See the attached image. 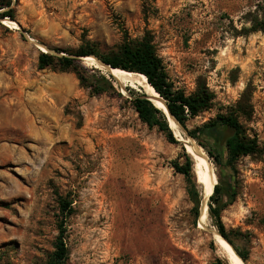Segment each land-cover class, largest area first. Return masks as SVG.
Segmentation results:
<instances>
[{
  "label": "rangeland",
  "instance_id": "obj_1",
  "mask_svg": "<svg viewBox=\"0 0 264 264\" xmlns=\"http://www.w3.org/2000/svg\"><path fill=\"white\" fill-rule=\"evenodd\" d=\"M259 1L14 0L15 19H0V264H49L61 198L73 207L66 264H229L208 206L216 183L224 201L234 199L222 219L243 261L264 264V33H238ZM146 35L176 88L190 93L202 78L215 94L188 129L246 92L250 115L240 120L261 152L231 168L169 120L178 140L170 142L132 105L130 91L145 92L140 80L121 83L96 56L80 63L112 81L113 91L93 94L56 58L39 65L42 52L64 55L56 49L90 41L107 53ZM187 144L201 146L210 162L205 183L194 168L198 220L186 177L172 165L191 155Z\"/></svg>",
  "mask_w": 264,
  "mask_h": 264
},
{
  "label": "trees",
  "instance_id": "obj_2",
  "mask_svg": "<svg viewBox=\"0 0 264 264\" xmlns=\"http://www.w3.org/2000/svg\"><path fill=\"white\" fill-rule=\"evenodd\" d=\"M13 2L14 0H0V19H15L14 10L11 7ZM242 18L249 25H243L238 30L239 34L257 31L264 33V1H259ZM56 51H62L65 54L58 55L49 52H42L40 54V68H47L53 65V59L56 58L59 60L62 70L74 71L81 84L89 87L92 93L96 95L113 91L115 88L114 84L102 74L89 73L88 69L80 63L83 57L96 56L102 62L114 68L144 75L166 101L176 123L186 130L220 164L225 162L226 165L234 168L239 157L257 154L262 151L257 137L251 136L240 120L241 116L245 115L248 117L250 115L249 97L246 96V92L237 104L231 106L228 111L219 112L214 118L209 119L202 125L191 130L188 129L187 122L189 119L213 107L215 94L210 89L206 80L202 78L197 80L195 90L190 93L176 88L169 77L162 57L156 50L153 38L150 36L146 35L142 39L124 41L116 49L107 53L101 52L97 44L90 41L82 43L75 49H56ZM130 92L132 93V105L138 112L141 121L150 127H157L158 130L166 135L170 142L178 143L170 121L164 111L156 107L145 92L134 93L132 90ZM172 165L176 171L184 174L186 177L188 195L194 203L193 210L198 220L202 213V191L196 181L194 160L191 155L185 153L184 163L174 160L172 161ZM207 176L209 179H212L211 175L208 174ZM223 191L221 184L216 183L213 194L210 196L208 202L210 215L219 233L234 247L230 245L234 250L231 249L234 254L237 255L235 253L237 251L246 262L248 258L247 254L236 246L222 219L223 210L234 202L233 197L224 201ZM227 194L229 195L230 192ZM59 203L62 214L59 224L60 233L57 238L55 251L50 255L49 264H66L68 258V248L64 238L65 223L68 216L73 213V207L72 201L68 199L61 198ZM243 260L240 259L241 264H245Z\"/></svg>",
  "mask_w": 264,
  "mask_h": 264
},
{
  "label": "bare ground",
  "instance_id": "obj_3",
  "mask_svg": "<svg viewBox=\"0 0 264 264\" xmlns=\"http://www.w3.org/2000/svg\"><path fill=\"white\" fill-rule=\"evenodd\" d=\"M5 22H8L10 25H14V26H16L15 25V22H11V21H9V20H5ZM87 58V60H95L94 58H92L91 56H88V57H86ZM107 68H109V67H107ZM110 69V68H109ZM108 69V70H109ZM112 72H113V74H114V76L117 78V80H119V81H121V83L122 82H126V81H128V80H130V79H135V81H137V80H140V82L142 83V86L144 87V89H145V92L147 93V95L150 97V99L152 100V102L155 104V105H157L160 109H164V111L167 113V107H166V105H165V103L162 101V99H161V97H160V95H159V93L155 90V88L148 82V80L145 78V76L144 75H142V74H138V73H133V72H127V71H124V70H121V69H117V68H115V69H113V70H111ZM146 79H144V78ZM137 79V80H136ZM170 121H172L173 122V125H174V128H177L178 127V124L176 123V121H174L172 118H170L169 119ZM188 145V148H187V150L189 151V153L193 156V159H194V161H195V165H194V168H195V171H196V173H197V175H198V178H199V180L198 181H200V182H204L205 183V174H203L202 172H201V170H205V169H210V165H208L207 163H206V154H205V152L203 151V149L201 148V146H199V147H196V146H191V145H189V144H187ZM197 145V144H196ZM208 161V160H207ZM205 205H206V202L204 203ZM204 205V206H205ZM203 220H207V210H205V213H204V215H203ZM207 222V221H206ZM210 222V221H209ZM215 237H216V239L218 240V243H219V245L221 246V247H223L224 248V254H225V257H226V259H227V261H228V263L229 264H241V262H240V259L241 260H243L241 257H240V255L237 253V251L235 252L237 255H235L234 254V250H233V248L230 246V244L220 235V237L215 233ZM227 243V245L230 247H228L227 245H226V243ZM226 245V246H225ZM226 247H228V249L226 248ZM233 251H232V250ZM240 258V259H239Z\"/></svg>",
  "mask_w": 264,
  "mask_h": 264
},
{
  "label": "water",
  "instance_id": "obj_4",
  "mask_svg": "<svg viewBox=\"0 0 264 264\" xmlns=\"http://www.w3.org/2000/svg\"><path fill=\"white\" fill-rule=\"evenodd\" d=\"M84 58V57H83ZM100 63L102 64V65H105L106 67H109L111 70H113V69H115L114 67H112V66H110V65H107V64H105L104 62H102V61H100ZM146 95H147V93H146ZM160 95V94H159ZM160 97H161V99H162V101L165 103V105H166V107H167V113L164 111V113L167 115V117H168V119H170V118H172L174 121H175V119H174V117L172 116V114H171V112H170V110H169V107H168V105H167V103H166V101L163 99V97L160 95ZM148 98L150 99V97L148 96ZM151 100V99H150ZM152 101V100H151ZM154 104V103H153ZM155 105V104H154ZM156 107H158L157 105H155ZM159 108V107H158ZM219 235H221L220 233H219ZM222 236V235H221ZM223 237V236H222ZM224 238V237H223ZM225 239V238H224ZM226 240V239H225ZM227 241V240H226ZM228 242V241H227ZM229 243V242H228ZM230 244V243H229ZM231 245V244H230ZM233 247V246H232Z\"/></svg>",
  "mask_w": 264,
  "mask_h": 264
}]
</instances>
